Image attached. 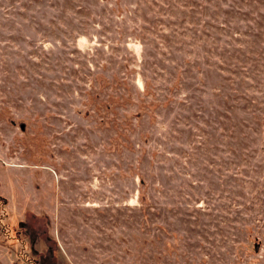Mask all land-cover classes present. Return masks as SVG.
<instances>
[{"label": "rangeland", "instance_id": "1", "mask_svg": "<svg viewBox=\"0 0 264 264\" xmlns=\"http://www.w3.org/2000/svg\"><path fill=\"white\" fill-rule=\"evenodd\" d=\"M0 264H264V0H0Z\"/></svg>", "mask_w": 264, "mask_h": 264}]
</instances>
